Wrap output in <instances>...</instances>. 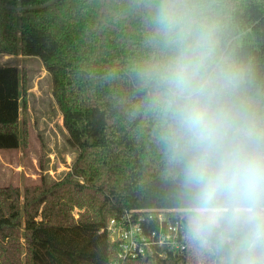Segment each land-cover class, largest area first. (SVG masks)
Wrapping results in <instances>:
<instances>
[{
	"label": "trees",
	"instance_id": "trees-1",
	"mask_svg": "<svg viewBox=\"0 0 264 264\" xmlns=\"http://www.w3.org/2000/svg\"><path fill=\"white\" fill-rule=\"evenodd\" d=\"M48 1L0 0V53L41 59L76 155L63 177L44 176L23 195L19 186L0 187V264H110L120 246L109 221L146 208L174 209L184 218L188 248L124 264H236L238 235L227 222L204 238L190 230L184 145L163 79L178 44L158 21L161 0L4 6ZM195 5L213 26L216 61L240 73L231 99L264 116V0ZM20 94L18 64H0V150L20 146Z\"/></svg>",
	"mask_w": 264,
	"mask_h": 264
},
{
	"label": "clouds",
	"instance_id": "clouds-1",
	"mask_svg": "<svg viewBox=\"0 0 264 264\" xmlns=\"http://www.w3.org/2000/svg\"><path fill=\"white\" fill-rule=\"evenodd\" d=\"M158 21L178 44L163 79L184 145L190 230L204 238L227 222L238 235L236 264H264V116L231 99L240 73L216 61L213 26L195 0H161Z\"/></svg>",
	"mask_w": 264,
	"mask_h": 264
},
{
	"label": "rangeland",
	"instance_id": "rangeland-1",
	"mask_svg": "<svg viewBox=\"0 0 264 264\" xmlns=\"http://www.w3.org/2000/svg\"><path fill=\"white\" fill-rule=\"evenodd\" d=\"M8 63L18 64L21 74V143L18 148L0 150V187L19 186L23 195L25 187L40 183L44 176L63 177L72 168L76 151L68 144L52 77L41 59L0 53V64ZM23 202L21 196L20 206ZM73 213L78 216V208Z\"/></svg>",
	"mask_w": 264,
	"mask_h": 264
},
{
	"label": "built area",
	"instance_id": "built-area-1",
	"mask_svg": "<svg viewBox=\"0 0 264 264\" xmlns=\"http://www.w3.org/2000/svg\"><path fill=\"white\" fill-rule=\"evenodd\" d=\"M174 209H133L121 217L112 218L108 231L120 246L119 255L110 264L149 255H176L188 248L187 227L184 218Z\"/></svg>",
	"mask_w": 264,
	"mask_h": 264
},
{
	"label": "water",
	"instance_id": "water-1",
	"mask_svg": "<svg viewBox=\"0 0 264 264\" xmlns=\"http://www.w3.org/2000/svg\"><path fill=\"white\" fill-rule=\"evenodd\" d=\"M57 0H50L42 5H17V6H11V5H4L5 7H8L10 9H16V10H23V9H37V8H44V7H48L50 5H52L53 3H55Z\"/></svg>",
	"mask_w": 264,
	"mask_h": 264
}]
</instances>
